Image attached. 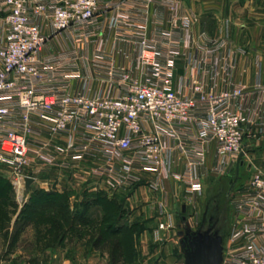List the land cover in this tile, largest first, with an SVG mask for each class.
<instances>
[{
  "label": "built area",
  "instance_id": "2783aa9c",
  "mask_svg": "<svg viewBox=\"0 0 264 264\" xmlns=\"http://www.w3.org/2000/svg\"><path fill=\"white\" fill-rule=\"evenodd\" d=\"M180 3L0 0V163L25 182L100 154L106 167L97 174L107 170L113 187L126 188L138 180L136 173L160 172L167 141L190 166L202 164L206 145L215 141L217 172L230 173L244 153L245 118L234 108L244 91L208 93L195 77L188 94L174 90L175 62L196 21L180 11ZM112 33L113 48L119 42L139 46L136 67L144 79L135 65L113 63L114 52L104 50ZM53 39L59 40L57 50L48 47ZM223 45L207 42L203 65L214 69ZM256 89L264 94V85ZM182 178L189 192L201 189L190 170ZM229 206L233 227L223 264H264V168L231 193Z\"/></svg>",
  "mask_w": 264,
  "mask_h": 264
},
{
  "label": "crops",
  "instance_id": "0c3cea01",
  "mask_svg": "<svg viewBox=\"0 0 264 264\" xmlns=\"http://www.w3.org/2000/svg\"><path fill=\"white\" fill-rule=\"evenodd\" d=\"M179 1L180 11L192 13L196 21L191 27L189 42L185 43L182 53L176 59L173 88L179 94H188L194 77L202 82L208 93L220 94L225 90L243 88V99H236L234 106L245 118L244 153L240 162L230 173L217 172V145L211 141L205 147V161L190 166L185 154L167 141V155L160 172L136 173L138 180L126 188L113 187L114 183L107 170L103 175L97 174L96 171L106 167L100 154L71 162V168L64 172L56 168L51 173L39 176L35 184H47L50 182L48 179L52 178L51 182H56L54 184L59 189L69 192L61 194L68 196L71 203L75 204L74 208L82 205L84 199H91L90 204L100 207L98 197L105 198L109 205L115 204L121 208L120 225L133 232L130 240L123 234L115 238H73L72 232H69L56 244V249L45 248L31 254L21 249V238L17 242L12 240V232L17 223L14 221L9 237L11 239L7 241L5 250L0 249V264H149L153 258H161L167 264H176L174 238L178 232L174 229L178 225L179 231L182 223L192 226L195 215L189 218L186 216L188 206L197 208L200 205L205 182L219 180L220 183L213 184L211 191L231 195L242 188L256 170L264 168V94L256 89L264 85V0ZM163 21L164 27L169 28L166 18ZM155 26L152 20L150 31ZM114 38L112 33L104 47L107 53L114 52L113 63L123 67L135 65V74L139 79H144L141 69L136 67L139 46L119 42L113 48ZM210 40L224 43L216 53L214 62L217 65L214 69L207 66L208 69L202 63L203 46ZM48 47L57 50L59 40H51ZM93 54L94 50L91 49L90 60H93ZM88 68L89 73L95 75L93 63ZM99 87L100 82L96 81L94 89L98 90ZM114 165L119 167L121 163L115 160ZM187 170H190L193 178L201 181L200 190L188 191L189 186L182 178ZM31 195L29 193V199ZM183 206H186V212ZM229 210L232 214L230 207ZM179 211L182 214L180 225L176 222ZM162 223H173L174 228L160 229ZM84 231L88 230L85 228ZM29 241L31 239L27 243ZM151 244L154 249L148 251L147 246Z\"/></svg>",
  "mask_w": 264,
  "mask_h": 264
},
{
  "label": "rangeland",
  "instance_id": "374dc122",
  "mask_svg": "<svg viewBox=\"0 0 264 264\" xmlns=\"http://www.w3.org/2000/svg\"><path fill=\"white\" fill-rule=\"evenodd\" d=\"M62 171L64 172V170ZM63 172L60 173L64 174ZM0 179L2 181H7L10 185L13 186V193H15L14 199L18 205V208H9L10 211L11 210L12 211L7 216V220L9 221L8 222L9 224L7 222L5 223L6 228L4 229L5 226L4 224H3L4 226L0 227V243L2 241V243L0 244V249L3 248V250H5L7 247L6 245L7 241L11 239L9 237L11 235L12 223L18 220L20 211L22 210L24 205L29 202V193H35L36 191H45V192L55 191L57 193H69V192L65 191L64 189H59L58 186L54 184L56 182H51L53 181L52 178L48 179L50 180V182L43 185L41 184V182L35 184L36 181L35 180L33 182L34 185L33 186L31 185L32 186L31 188L30 187L26 188L25 182L23 181L22 177L16 173L14 168L12 166L2 163H0ZM216 183H220V181L218 180L216 182L211 183L210 180H207L205 182L204 193L202 194V198L199 200L200 205L197 208H192L188 206V213L186 216L189 218L192 214L195 215V221H192V226L190 227V230L193 232L198 231L202 227L203 228L214 227V231L223 238V261H224V258H227L228 256L227 253H229V239L233 227V223L231 225V220L233 218H232V214L230 213V210L228 209L230 207L229 204L227 206V202H228L227 199L229 198L230 193H228L227 195V193H214L213 191H211V187L213 186V184ZM68 201H69L70 210L73 212L81 211L85 203H88L89 201L91 203V199H86V200L84 199L82 205H79L78 208H74L75 204H72L70 199ZM180 212L181 211H179L178 215L176 216L177 224L181 222L182 214H180ZM88 214L90 215V219L92 223L91 228L90 226H86L83 228L82 232L80 231L73 232L71 234L73 235V238H78V237L85 238L87 236L88 237L92 236V239L99 238L100 230L98 228H100L103 222V218H104L103 210L101 209V206L97 207L93 204V206H91V209H89ZM22 225L20 226L22 227V229H19V233L17 234L15 233L16 229L12 232V240L17 242L21 238L19 241L20 242L19 245L20 247L22 246L21 249L24 250V252H30L31 254H33V253L41 252L45 248H50L51 250L56 249V245L48 246L45 244V242H39L40 238L38 237L34 226H32L31 224L24 226ZM181 225L182 226L179 228V231L177 229L178 225L174 229L178 232L174 238L176 243L175 249L177 252L176 264H185L184 253L182 251V246H181V241L183 238L179 236V233L185 232L188 229L187 228L188 226H186V224L184 223H182ZM85 228L88 231H84ZM1 238L3 239L1 240ZM28 239H31L32 242L29 241V243H27ZM147 248L148 251H151L152 249H154V246L151 244L150 246H147ZM149 264H167V263L164 260H161V258H159L158 260L156 258H153L151 261H149Z\"/></svg>",
  "mask_w": 264,
  "mask_h": 264
},
{
  "label": "trees",
  "instance_id": "16d2710c",
  "mask_svg": "<svg viewBox=\"0 0 264 264\" xmlns=\"http://www.w3.org/2000/svg\"><path fill=\"white\" fill-rule=\"evenodd\" d=\"M14 194L13 186L0 179V227L9 222L7 216L12 211L9 208H18ZM68 200L66 194L55 191H36L32 193L29 202L24 205L19 213L15 233H19V229H22L20 227L22 223V226L31 224L40 238H38L39 242H45L46 245L51 246L59 243L69 232H82L84 227L91 226L88 212L93 205L89 204L90 202L85 203L81 211L73 212L70 210ZM98 201L104 213L99 237L113 236L115 238L123 234L124 237L131 238L133 232L129 229H123L120 225L121 208L115 204L109 205L103 197H98Z\"/></svg>",
  "mask_w": 264,
  "mask_h": 264
},
{
  "label": "water",
  "instance_id": "95a60500",
  "mask_svg": "<svg viewBox=\"0 0 264 264\" xmlns=\"http://www.w3.org/2000/svg\"><path fill=\"white\" fill-rule=\"evenodd\" d=\"M34 180L27 178L26 188L33 184ZM186 212V206H183ZM185 232H180L181 246L184 253L185 264H222L223 262V238L214 231V227L200 228L193 232L190 227Z\"/></svg>",
  "mask_w": 264,
  "mask_h": 264
},
{
  "label": "bare ground",
  "instance_id": "6f19581e",
  "mask_svg": "<svg viewBox=\"0 0 264 264\" xmlns=\"http://www.w3.org/2000/svg\"><path fill=\"white\" fill-rule=\"evenodd\" d=\"M5 149H8V146L6 145Z\"/></svg>",
  "mask_w": 264,
  "mask_h": 264
},
{
  "label": "flooded vegetation",
  "instance_id": "af4514ba",
  "mask_svg": "<svg viewBox=\"0 0 264 264\" xmlns=\"http://www.w3.org/2000/svg\"><path fill=\"white\" fill-rule=\"evenodd\" d=\"M207 228V227H206Z\"/></svg>",
  "mask_w": 264,
  "mask_h": 264
}]
</instances>
